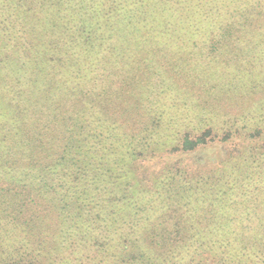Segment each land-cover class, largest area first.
Wrapping results in <instances>:
<instances>
[{"label":"trees","instance_id":"obj_1","mask_svg":"<svg viewBox=\"0 0 264 264\" xmlns=\"http://www.w3.org/2000/svg\"><path fill=\"white\" fill-rule=\"evenodd\" d=\"M0 264H264V0H0Z\"/></svg>","mask_w":264,"mask_h":264}]
</instances>
